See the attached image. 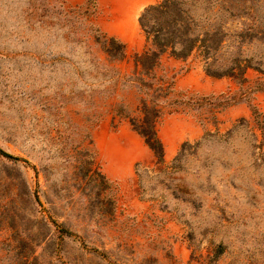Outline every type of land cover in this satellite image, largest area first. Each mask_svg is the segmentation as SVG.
<instances>
[{"label": "rangeland", "instance_id": "rangeland-1", "mask_svg": "<svg viewBox=\"0 0 264 264\" xmlns=\"http://www.w3.org/2000/svg\"><path fill=\"white\" fill-rule=\"evenodd\" d=\"M165 1L138 13L150 49L173 31L167 49L193 43L210 77L264 74V0L147 11ZM98 15L96 0H0V150L18 158L0 154V264H264V98L167 164L148 146L156 162L127 190L100 171L94 127L115 114L148 132L160 92L148 77L134 81L137 105L122 96L125 45Z\"/></svg>", "mask_w": 264, "mask_h": 264}, {"label": "crops", "instance_id": "crops-1", "mask_svg": "<svg viewBox=\"0 0 264 264\" xmlns=\"http://www.w3.org/2000/svg\"><path fill=\"white\" fill-rule=\"evenodd\" d=\"M96 1L97 27L125 45L124 54L117 62L121 75L129 80L122 96L137 105L134 81L148 77L160 92L156 100L158 116L154 121L163 149L160 163L170 162L184 143L196 142L207 133L227 131L240 119H253L250 105L264 98V89L251 91V88L264 81V74L247 69L240 82L233 77L213 78L205 73L200 53L193 50L186 57H176L168 49L143 74L137 59L153 50L140 30L138 13L158 0ZM109 1H127L126 9L118 14L109 8ZM257 106L264 109V105ZM133 122L112 114L96 125L93 132L100 171L107 179L124 183L127 190L134 187L137 165L149 167L156 162Z\"/></svg>", "mask_w": 264, "mask_h": 264}, {"label": "trees", "instance_id": "trees-1", "mask_svg": "<svg viewBox=\"0 0 264 264\" xmlns=\"http://www.w3.org/2000/svg\"><path fill=\"white\" fill-rule=\"evenodd\" d=\"M169 5H171V2L170 0H166L162 5H160L159 7H149V9L147 11H151V10H160V12H162L163 15H168V16H171V12H169ZM168 13V14H167ZM180 17L177 16V18L173 19L174 21L171 23V26L173 28H175L176 24L179 23L181 20L179 19ZM169 23V22H167ZM142 25V24H141ZM146 32V31H145ZM159 32V31H157ZM147 34V38H149V35L150 33L149 32H146ZM170 35H167V38L165 39V42L164 43H158V37L157 35H155L154 38H156V42H157V45H156V49H154L151 53L149 54H145V55H142L140 56L137 61L142 64V61L146 58H148L150 55L153 56V59H152V63H151V66L152 67L157 59H158V56L160 55V53L164 52L167 47L169 46H172L174 41H172V36H173V31H171L169 33ZM187 48H188V52L189 53H186V54H183V55H176L174 53V51H172V54L175 55L176 57H186L187 55L190 54V52L193 50L194 48V45L193 43L191 45H187ZM243 73V71H242ZM158 116V112L156 111L155 114H154V117H153V120H152V125L149 129V131H144L142 130L140 127H137V126H134L135 127V130H137L139 132V134H141V136H143L145 138V142L146 144L154 151L156 157L158 158L159 161L162 160V154H163V149H162V145L160 143V141L157 139V136H156V133H155V129H154V121H155V118ZM0 154L8 159H11V160H18L17 157H13L12 155H9L3 151L0 150Z\"/></svg>", "mask_w": 264, "mask_h": 264}]
</instances>
